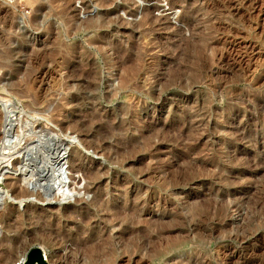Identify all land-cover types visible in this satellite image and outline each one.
<instances>
[{
    "label": "rangeland",
    "instance_id": "rangeland-1",
    "mask_svg": "<svg viewBox=\"0 0 264 264\" xmlns=\"http://www.w3.org/2000/svg\"><path fill=\"white\" fill-rule=\"evenodd\" d=\"M111 1L101 6L98 0H72L67 13L77 12V26L84 27L89 18L114 23L67 36L64 19L51 11L58 0H0V131L5 114L10 130L0 142V159L34 140L24 157L27 172L33 171L30 182L12 167L15 158L0 164L5 166L0 174V254L9 247L10 264L36 246L49 264H264V0ZM135 8L137 14H130ZM145 11L161 28L130 32ZM177 32L181 37L173 40L192 37L200 46L189 47L187 63L172 61L177 49L169 37ZM92 40L115 42L117 48L102 56ZM129 43L142 52L149 71L142 87L131 92L137 109L130 117L124 114L128 102L121 90L107 97L119 76L105 63L118 64V53ZM67 45L75 46L76 53ZM82 57L98 70L95 98L80 88L89 80ZM175 64L186 66L185 85L170 83ZM152 70L162 74L161 93ZM80 103L87 105L84 114L97 115L95 124L105 121V129L96 128L90 136L68 126L59 129ZM47 131L53 138L50 150ZM131 138L135 151L117 153L122 148L118 142ZM78 166L106 171L100 185L72 170ZM172 174L179 179L168 183ZM8 181L29 195L13 197ZM115 182L120 185L113 187ZM123 196H128L130 211L133 206L147 209L145 220L155 225L163 218L165 224L156 223L154 232L143 224L130 225L141 232L119 237L121 225L108 220L125 203ZM88 209L94 214L84 219ZM174 211L176 219L169 218ZM103 227L111 247L106 245L102 251L108 254L101 251L94 259L81 246L90 241L89 233Z\"/></svg>",
    "mask_w": 264,
    "mask_h": 264
},
{
    "label": "bare ground",
    "instance_id": "bare-ground-1",
    "mask_svg": "<svg viewBox=\"0 0 264 264\" xmlns=\"http://www.w3.org/2000/svg\"><path fill=\"white\" fill-rule=\"evenodd\" d=\"M70 2H72V0H58V3H57V6L52 8L51 11L52 13L59 17V18H62L64 19L63 22L65 21V26H66V31L64 30V33H66L67 36H71V34H75L77 32H79L80 30H82V28H92L93 30H97L99 28H102V27H110L112 23H114L113 19L111 18H108V19H103V18H97V19H93V18H89L88 20L84 21L83 26L84 27H81V26H77L75 24V17H76V13L73 12V13H67V9L69 7V4ZM99 4L101 6H104V5H107V4H110L112 1L111 0H98ZM169 2L172 4V0H169ZM209 2V1H208ZM206 3V2H205ZM207 4V3H206ZM138 9L139 8H135L134 10L130 11V14H137L138 12ZM59 15V16H58ZM194 15V14H193ZM193 15L191 16V18H194ZM110 16V15H107V17ZM187 20V18H186ZM161 21V20H160ZM116 22V21H115ZM161 28V24L159 23V21H157L156 18L150 16V13L149 11H145L141 18H140V21L138 23L137 26H135L130 32H133L134 30H138L142 33V34H145V33H151L152 31L154 30H157ZM146 34V35H147ZM175 36H179V38L181 37L180 36V33L177 32L176 34H174L172 37H169V43L172 41V43H174L176 45V54L174 55V58L172 59V61L174 60H177L178 58H182L184 60V62L182 63H187V60H186V57H185V53L187 52V50L189 49V47H199L200 49V46L198 45L196 39L190 37V38H183V39H177V40H173V38ZM192 36V35H191ZM104 38V37H103ZM146 38V37H145ZM54 39H56V37H54ZM95 40V39H94ZM101 42V43H100ZM109 42V41H108ZM108 42H102L100 40H96V41H93L92 40V43L95 44L97 43L98 45L96 46V52L101 54L102 56H105L104 54L110 50V49H116V45H115V42H111V43H108ZM75 45V44H74ZM94 46V45H93ZM68 47V50L70 52H72V54L75 52L76 53V47L75 46H72V45H67ZM109 47V48H107ZM120 47V46H119ZM118 47V48H119ZM163 47V46H162ZM78 49V47H77ZM164 49V48H163ZM80 50V49H79ZM81 52V51H80ZM79 52V53H80ZM175 53V52H174ZM189 54V53H188ZM107 56V55H106ZM142 52L139 51V50H134L133 48V45L132 43H129L128 47L127 48H123L119 53H118V58H119V62L118 64L116 63H112L111 64V60H108L106 59L105 60V63L109 64V66L112 68V69H115L117 71V76H119V83L117 85V88L114 89V90H111L107 97H109L110 99L113 98L114 96L117 95V92L118 91H122V95H123V98H125L128 102L125 110H124V114H126V116L130 117L134 111L137 109V103H134V101L132 102V95H131V92H134V91H138L139 89V86L142 87V83H141V80L143 78V75L145 74V72H147V74H149V71H145L147 68L145 66V63L144 62H141L143 61L142 59ZM195 57V56H194ZM82 58H85V57H82ZM89 58V57H88ZM88 58L86 59H83V63L85 66H87V77H89V80H87L84 84H81L80 88H82L81 90H84V93H89L91 94L90 97H96L97 93L95 92V89H96V84H97V81H98V70L96 69V67H94V64L88 60ZM193 58V57H192ZM157 58H154V61H156ZM153 61V62H154ZM192 61V60H191ZM158 62V61H156ZM189 62V61H188ZM179 63V62H178ZM157 64V63H156ZM176 65V64H175ZM185 65H176V66H173V69H172V72H171V75H170V83H172V81L174 82H177V81H180L182 76H183V72H182V69L185 68L184 67ZM151 72V77L152 78H156V81H155V85H158L160 86V92L161 93L163 90H165V83L163 81V78H162V74L160 73H153L155 72V70H152L150 71ZM111 75V73H110ZM114 75V74H112ZM192 76V75H191ZM196 76V75H195ZM194 76V78H195ZM193 79V77H192ZM147 80V79H146ZM195 80V79H194ZM199 82V81H198ZM138 83L140 85H138ZM184 82L181 80L179 82V84H177V86H181V85H185L183 84ZM197 83V82H196ZM156 94L155 98L158 100L160 98V94ZM82 94V93H81ZM92 100V99H91ZM95 100V99H94ZM93 101V100H92ZM91 101V102H92ZM91 105H93L94 107L97 106V104L95 102H93ZM86 103H80L77 107V109H75V111H72V117H70V119H68L66 122L62 123L60 122V127L59 129L61 130H65V127H69L73 132H77V133H85L86 136L90 134H93V130L95 129L96 131L99 130V129H96V128H100V129H105L103 126L105 125L103 121L99 122V123H96L95 124V119L97 118V115L94 114V113H91V114H84L83 113V109L86 107ZM207 107V106H206ZM205 108V107H204ZM76 113V114H75ZM218 117V116H217ZM220 118V117H219ZM0 119H1V115H0ZM3 124L4 125V130L1 132L0 131V142H1V146H2V143H4V140H7L6 138L8 137V135L10 134L9 131H8V127L7 125L9 123H7L9 121V115L8 114H5L4 115V118H3ZM104 120V119H103ZM108 120V119H107ZM107 122V121H106ZM123 125V124H122ZM120 125V126H122ZM119 126V125H118ZM119 126V127H120ZM130 126H128L129 128ZM122 128V127H120ZM111 130H114L115 128L111 127L110 128ZM123 129V128H122ZM127 129V128H126ZM124 129V130H126ZM128 130V129H127ZM17 132V131H16ZM101 132H104V130H101L99 133ZM105 133V132H104ZM103 133V134H104ZM17 134V133H16ZM45 137L44 139L46 140L47 144L48 142H50L47 146V149L49 148V150L52 148V136H51V133L49 131L45 132L44 133ZM95 135V134H93ZM92 135V136H93ZM99 135V134H98ZM90 136V135H89ZM102 136V135H101ZM94 137V136H93ZM32 138H34V136H32ZM38 138V136H37ZM84 138V137H83ZM88 138V137H87ZM86 138V139H87ZM96 138V137H95ZM127 138V136H126ZM129 138V137H128ZM30 139V138H29ZM39 139V138H38ZM41 139V138H40ZM132 140H129L127 141H124V143H119L118 144H121L122 148L120 150H117L119 154H129L131 152H134L135 149H136V142H135V139L131 138ZM145 144L147 145H144V146H149L150 144H148V139H145ZM43 141V139H42ZM33 142L34 140H26L23 144H21L20 147H18L17 149H15V151L8 155L3 157V160L0 161V164L1 162H4L6 164H10L12 163V161H14L15 159V162L12 164V167L14 169H16V171L18 170L19 171V174L21 175V179L24 180L26 183L27 182H30L31 179L33 178V171L30 170L31 172H27V163L24 161V157L26 155V153L29 151V149L32 147L33 145ZM62 143V142H61ZM83 143H85V138L83 139ZM82 143V144H83ZM100 144V143H99ZM106 144V143H104ZM103 144V145H104ZM42 147V145H41ZM100 149V148H99ZM31 150V149H30ZM46 151V150H45ZM50 155V154H48ZM41 156V155H40ZM15 158V159H14ZM47 158V157H46ZM133 158V157H132ZM128 159H131V157H128L125 159V162L126 160L128 161ZM131 161V160H130ZM54 162L56 164V166H58V163L60 162V157L59 156H56L55 159H54ZM43 164V163H42ZM128 166L130 165V163L128 162L127 163ZM3 165V164H2ZM62 165H59V167L57 168L56 167V171H60L62 169ZM5 167V166H3ZM0 166V174L2 173V168ZM119 168H124V165L120 164ZM55 170V169H54ZM73 171H82V173L85 174V176H87L90 181L93 183L96 184V186L100 185V182H101V177L102 175H104L106 173V171H102V170H99L97 168H92V169H84V167L82 166H78V167H74L72 168ZM157 172V171H156ZM4 173V171H3ZM77 173V172H76ZM108 173V172H107ZM154 173V172H153ZM132 174L134 175V173L132 172ZM41 175V174H39ZM57 175V174H56ZM218 175V174H217ZM2 176H0L1 178ZM57 177V176H56ZM182 177V176H181ZM3 178V177H2ZM47 178V177H46ZM50 178V177H48ZM13 179V178H12ZM179 179V176L177 174H172L171 177H169V182L168 183H175L176 180ZM11 180V179H10ZM73 181H75V176H73ZM131 181V180H130ZM129 181V182H130ZM62 182V181H61ZM60 182V183H61ZM90 182V183H91ZM126 182V181H125ZM17 183V182H16ZM16 183H13L11 181H8L7 184L9 185L10 187V190H11V194L13 197H18V198H23V197H26L29 195V192L25 189V188H22V187H16ZM127 184V182H126ZM65 185V184H64ZM120 185V182H115L113 183V187H116V186H119ZM102 186V185H101ZM87 187V186H86ZM100 187V186H99ZM58 189H61L60 186ZM92 189V188H91ZM90 189V191H91ZM101 190V193L103 192L102 188H100ZM94 190V188H93ZM98 190V189H97ZM116 190V189H115ZM63 192V191H61ZM98 191H96L97 193ZM42 193V192H41ZM58 193V192H57ZM124 193V192H123ZM36 195L39 197V198H43L42 197V194L40 193H36ZM95 195V194H94ZM99 195V192L97 194V196ZM125 195V194H124ZM47 196V195H46ZM115 196V195H114ZM113 196V197H114ZM117 196V195H116ZM37 197V198H38ZM99 197V196H98ZM122 197V196H121ZM124 197V196H123ZM17 198V199H18ZM116 198V197H115ZM130 198V197H129ZM114 199V198H113ZM139 198H136V200H138ZM122 200V198H121ZM128 196H125L124 199L121 201V203L123 202L124 204H120L119 207L117 206V208H115V210L111 212V217L110 219L108 220L110 223L114 220H116L120 225H121V228L118 232V236L123 238L124 235H128L129 233L131 232H135V230H137L136 228L134 227H131L130 225L132 226H135L137 224H143L144 227H147V228H151L153 229V232H154V228L156 226H158L156 223H159V224H165L162 223L163 222V218L157 220V222L155 223V225H151V222L150 221H147L144 219V213L147 211V209H136L135 206L131 207V211L129 210L128 208V205L126 204L127 201H128ZM145 200V199H144ZM135 201V200H134ZM91 204V203H90ZM101 204V203H100ZM221 204V203H220ZM94 206H96V210L99 208V203L96 202L93 204ZM87 206V204H86ZM103 207V206H102ZM219 207V205H218ZM199 208V206H198ZM101 209V208H100ZM91 210V209H90ZM88 209V212L86 214V216L84 217V219H89L91 218L92 216V213L94 214V212L91 210L90 211ZM138 210V211H137ZM108 211V210H107ZM99 212V211H98ZM106 212V211H105ZM72 213V211H71ZM107 213V212H106ZM110 213V212H109ZM177 214V211H174L172 212L170 215H169V218L171 219H176V216L175 215ZM82 219V222L83 220ZM165 220V219H164ZM189 220V219H188ZM201 220V219H200ZM85 221V220H84ZM87 221V220H86ZM105 224H107V222ZM155 222V221H153ZM86 223H89L88 221ZM135 224V225H134ZM89 225V224H88ZM138 226V225H137ZM140 226V225H139ZM161 226V225H160ZM164 226V225H163ZM136 227V226H135ZM162 227V226H161ZM157 228V227H156ZM167 228V227H166ZM110 229V228H109ZM161 229V228H160ZM159 229V230H160ZM163 229V227H162ZM104 230V227L102 229H99L95 232H93L92 234L89 233L88 236H90V241L85 244L84 246L82 245L81 247H84L82 248L86 250V252H88L89 254L88 255H94V259H95V256L96 254H99V252L102 251L103 248L107 247L106 245H109L111 244V241H110V238L109 236H105L104 237V234L102 233V231ZM140 231V229H138ZM137 230V231H138ZM142 230V229H141ZM159 230L156 229V234L158 235L159 234ZM82 231H85L84 227H80V232ZM141 232V231H140ZM144 233V232H142ZM110 234V233H109ZM138 234V232H137ZM147 234V233H146ZM132 235V234H131ZM130 235V236H131ZM140 235V234H139ZM143 235V234H142ZM141 235V236H142ZM134 236V235H133ZM146 236V235H145ZM149 236V235H148ZM95 237V238H93ZM112 237V236H111ZM126 237V236H125ZM125 237L123 239V241L125 240ZM135 237H138V235H136ZM140 237V236H139ZM143 237V236H142ZM129 238V236H128ZM134 238V237H132ZM163 240V239H162ZM119 241V240H118ZM128 241V239H127ZM115 242V241H114ZM125 242V241H124ZM144 242V241H143ZM152 242V241H151ZM126 243V242H125ZM131 243V242H130ZM129 243V244H130ZM148 244V243H147ZM114 245V244H112ZM127 245V244H126ZM143 245V244H142ZM6 246V245H5ZM132 246V245H131ZM130 246V247H131ZM144 246V245H143ZM86 247V248H85ZM126 247V246H125ZM129 247V246H128ZM129 247V248H130ZM9 247H4L2 250H1V254H0V264H10V259H11V252L8 250ZM108 248V247H107ZM117 248V247H116ZM123 248V247H122ZM111 249V248H110ZM114 249V248H113ZM124 249V248H123ZM153 249V248H152ZM155 249V248H154ZM83 250V251H85ZM108 250V249H107ZM126 249H124V252H125ZM103 251H106V249H104ZM102 251V252H103ZM112 251V250H111ZM110 251V252H111ZM117 251V250H116ZM134 251V250H133ZM13 252V251H12ZM109 251H106L104 253H107L108 254ZM128 252V251H126ZM148 252V251H147ZM82 253V252H81ZM112 253V252H111ZM150 253V252H149ZM46 254V253H45ZM87 254V253H86ZM103 254V253H102ZM106 254V255H107ZM110 254V253H109ZM129 255V254H128ZM132 254H130L131 256ZM87 256V255H86ZM99 256V255H98ZM103 256V255H102ZM110 256V255H109ZM129 256V257H130ZM143 256V255H142ZM92 257V256H91ZM101 257V256H100ZM90 258V257H89ZM45 259L47 260V257L45 256ZM44 259V260H45ZM93 259V260H94ZM97 259V258H96ZM17 261L18 263H15V264H26L25 263V258H24V255H20V257L17 258Z\"/></svg>",
    "mask_w": 264,
    "mask_h": 264
},
{
    "label": "water",
    "instance_id": "water-1",
    "mask_svg": "<svg viewBox=\"0 0 264 264\" xmlns=\"http://www.w3.org/2000/svg\"><path fill=\"white\" fill-rule=\"evenodd\" d=\"M26 264H49L43 258V250L41 247L36 246L26 252L25 255Z\"/></svg>",
    "mask_w": 264,
    "mask_h": 264
}]
</instances>
